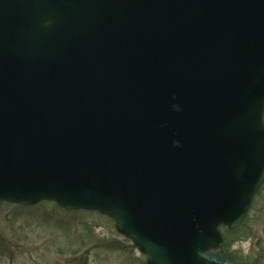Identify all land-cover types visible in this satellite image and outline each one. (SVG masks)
Returning <instances> with one entry per match:
<instances>
[{"label":"water","instance_id":"obj_1","mask_svg":"<svg viewBox=\"0 0 264 264\" xmlns=\"http://www.w3.org/2000/svg\"><path fill=\"white\" fill-rule=\"evenodd\" d=\"M263 116L264 0H0V204L104 215L145 264H234Z\"/></svg>","mask_w":264,"mask_h":264},{"label":"rangeland","instance_id":"obj_2","mask_svg":"<svg viewBox=\"0 0 264 264\" xmlns=\"http://www.w3.org/2000/svg\"><path fill=\"white\" fill-rule=\"evenodd\" d=\"M46 211L49 208L39 206L33 209V214L25 210L12 219L7 208L0 209V243L3 242L0 264H125L126 254L105 250L102 246L105 240L131 244L115 231L111 219L100 214ZM52 218L65 219L67 224L64 227L51 223L61 229L52 228L49 226ZM250 247V241L234 246L243 252ZM129 255L132 259L144 258L136 248Z\"/></svg>","mask_w":264,"mask_h":264},{"label":"trees","instance_id":"obj_3","mask_svg":"<svg viewBox=\"0 0 264 264\" xmlns=\"http://www.w3.org/2000/svg\"><path fill=\"white\" fill-rule=\"evenodd\" d=\"M39 206L49 208V211L46 212L60 210L67 214H98L95 212L84 210L66 211L60 209L58 206L51 202H41L35 206H22L9 203H1L0 209L7 208L8 213L10 214L12 219H16L17 217L24 214L25 210H31V214H33V209H36V207ZM49 223L50 227L61 229L60 227L53 226L51 223L56 226L64 225L65 227L67 221L62 218L59 221H55L52 218L50 219ZM57 223L59 225H57ZM220 230L223 237L222 250L230 261H232L234 264H264V183L253 198L251 207L246 214L242 224L233 230H229L224 227H220ZM246 241H250L251 243V247L247 252H243L240 248H234L237 243ZM2 244L3 242L0 243V245ZM102 244L103 249L105 250H112L114 252H121L126 254V258L124 259L125 264H145L144 258L132 259L130 257L129 253L131 252V249L134 248V246L131 244L119 242L116 240H105Z\"/></svg>","mask_w":264,"mask_h":264}]
</instances>
